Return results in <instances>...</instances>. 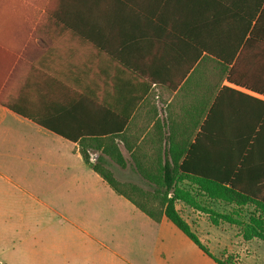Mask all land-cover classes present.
Returning <instances> with one entry per match:
<instances>
[{
    "label": "crops",
    "instance_id": "obj_1",
    "mask_svg": "<svg viewBox=\"0 0 264 264\" xmlns=\"http://www.w3.org/2000/svg\"><path fill=\"white\" fill-rule=\"evenodd\" d=\"M260 1L0 0V264H71L43 236L58 221H110L112 239L127 231L143 250L94 260L89 249L105 244L87 231L72 264H216L166 217L155 222L113 191L81 148L121 182L139 175L131 154L144 139V160L163 159L171 128L193 130L210 96L203 61L211 68V51L232 49ZM115 146L127 167L103 154Z\"/></svg>",
    "mask_w": 264,
    "mask_h": 264
},
{
    "label": "trees",
    "instance_id": "obj_2",
    "mask_svg": "<svg viewBox=\"0 0 264 264\" xmlns=\"http://www.w3.org/2000/svg\"><path fill=\"white\" fill-rule=\"evenodd\" d=\"M231 38L232 49L211 51L216 59L211 68L205 60L200 67L205 76L211 75L215 80L210 96L196 106L195 128H171L164 157L156 163L143 158L145 139L131 154V165L153 187L152 191L117 180L104 161L92 162L88 148H81L85 163L113 191L155 222L166 217L216 264L242 263L234 254L226 255L225 260L212 255L177 206L182 203L206 214L214 226L221 222L244 224L231 214L215 212L200 197L238 208L253 206L254 214L244 225L242 237L245 241H264V0L247 20L244 33ZM205 51L210 53L206 48ZM224 82L263 99L223 86ZM103 154L122 168L128 165L117 146L104 147Z\"/></svg>",
    "mask_w": 264,
    "mask_h": 264
},
{
    "label": "rangeland",
    "instance_id": "obj_3",
    "mask_svg": "<svg viewBox=\"0 0 264 264\" xmlns=\"http://www.w3.org/2000/svg\"><path fill=\"white\" fill-rule=\"evenodd\" d=\"M125 176V179L130 180V182L126 183L135 184L139 188L149 192L153 190V187L142 179L140 175L137 178L130 177L128 174ZM199 199L215 212L231 214L234 219L240 220L244 225L250 222V217L254 214L255 210L251 209V207L236 209L232 205L212 202L203 197ZM177 207L183 216H187L193 220L192 222L195 224V227L193 226L194 231L197 232V236H200L202 243L212 255L225 260L226 255L240 253L242 264H264V242L253 240L246 243L242 237L243 231L245 230L244 225L237 226L221 222L219 226H214L206 214L194 211L182 203H179ZM113 230L114 225L110 221L95 222L93 225H82L79 228L72 227L63 221H58L55 228H46L43 236L45 241L51 242V252L66 253L71 264L74 263V260H70L72 256L85 250L88 245L89 239L86 235L87 231L94 232L97 237L103 239L102 242L105 244V247L89 249L91 256H93L91 258L94 260L98 259L104 253L113 251L128 257L129 253H141L143 251L140 246H137V243L134 244L131 241L132 238H129L127 231L122 233L123 238L121 241L112 239ZM97 231L100 232L99 235ZM102 234H104L103 236L105 238H103ZM130 241L132 242L131 248L129 247ZM143 246L145 247V252H149L148 246ZM85 252L87 251L85 250ZM5 261L8 260L5 259ZM9 261L14 262V264H33V259L28 256L24 259H12Z\"/></svg>",
    "mask_w": 264,
    "mask_h": 264
}]
</instances>
